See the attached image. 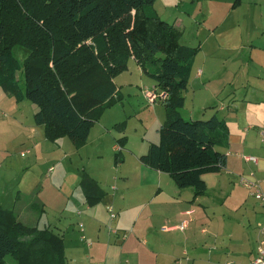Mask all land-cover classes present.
<instances>
[{
    "label": "crops",
    "instance_id": "crops-1",
    "mask_svg": "<svg viewBox=\"0 0 264 264\" xmlns=\"http://www.w3.org/2000/svg\"><path fill=\"white\" fill-rule=\"evenodd\" d=\"M170 1L174 3L175 0ZM196 2L200 6L192 13H179L174 19L166 20L180 31L181 44L197 48L191 62L181 113L187 120L207 119L213 115L221 119L227 143L216 146V149L225 154V165L219 172L203 174L206 190L203 194L194 195L190 187L179 189L168 173L143 164L139 156L148 150L151 142H158L157 130L165 120V108L157 100L153 104L155 130L151 139L144 138L138 150L140 152L129 150V154L137 160L132 171L123 167L124 158L118 166L115 165L122 192L109 196L100 178L91 173L83 172L78 178L80 193L75 188L72 195L75 196V203L87 206L84 230L76 229L77 234L72 235L69 230L53 229L62 239L63 264H178L183 261L185 264H247L255 257L259 229L264 224V207L239 179L245 176L255 180L264 194V142L260 135L264 126V0ZM157 3L155 0L153 8L160 16ZM188 20L194 22L192 28ZM128 62L136 64L134 71L141 77L143 72L135 59L130 58ZM127 71L128 68L114 78L117 86L114 96L117 99L122 98L119 95L122 88L135 92L133 88L142 83L139 80V84L134 85L137 78L130 71L133 78L128 79L125 75ZM123 76L128 81L122 80ZM116 78L121 80L122 87L116 83ZM151 86L155 87V81ZM155 89L160 91L157 87ZM4 108L12 116L0 119V136L5 129H11L14 145L23 147L19 149L22 156L25 149L35 152L38 160L55 153L54 148H58L64 136L48 139L44 126L34 121L37 109L32 110L30 118L26 100L15 101L0 87V110ZM5 114L1 112V115ZM101 122L100 119L94 122L86 142L81 146L71 141L72 152L83 150L94 128L97 125L104 128ZM115 127L120 134L116 139L125 138L123 128H119L117 123ZM140 127L145 135L148 126L142 122ZM99 136H105L104 131ZM116 145H113L114 148ZM72 152L69 151V154ZM244 156H252L256 160H246ZM53 170L52 165L47 172ZM84 175L95 180L103 192V196L92 205L87 204L80 185ZM43 192V187L35 191L32 200L43 209L40 217L47 205ZM19 197L18 193L16 200ZM30 203L28 206L33 210ZM0 206L11 210L2 204ZM109 206L116 213L115 221L109 217ZM201 207L212 210L213 216L216 212L212 208L224 209L229 215L222 213L217 216V222H206ZM23 215L21 217L16 213L22 223ZM197 219H203L200 224L206 222L205 226L197 225ZM181 224L185 225L181 228ZM123 233H126L125 237ZM204 233L209 234V242L203 237ZM81 234L86 240L80 238ZM200 244L208 245V248H199Z\"/></svg>",
    "mask_w": 264,
    "mask_h": 264
},
{
    "label": "trees",
    "instance_id": "trees-1",
    "mask_svg": "<svg viewBox=\"0 0 264 264\" xmlns=\"http://www.w3.org/2000/svg\"><path fill=\"white\" fill-rule=\"evenodd\" d=\"M154 1L0 0V87L16 101L36 104L34 121L44 126L48 139L67 136L81 146L102 109L117 99L114 78L135 59L166 94L160 99L165 120L157 130L159 140L139 160L168 173L179 189L190 187L199 195L206 190L202 175L225 165L216 146L227 143V133L215 115L183 117L197 48L180 43V31L155 12ZM16 46L28 52L23 62L14 55ZM80 185L88 205L103 196L87 175ZM30 207L43 212L36 201ZM9 254L16 264L65 262L62 239L52 228L26 225L0 206V264Z\"/></svg>",
    "mask_w": 264,
    "mask_h": 264
},
{
    "label": "rangeland",
    "instance_id": "rangeland-1",
    "mask_svg": "<svg viewBox=\"0 0 264 264\" xmlns=\"http://www.w3.org/2000/svg\"><path fill=\"white\" fill-rule=\"evenodd\" d=\"M196 1L175 0L174 3H171L170 0H166L165 3L164 0H157V9L160 12L161 18L165 20L174 19L179 13L188 14L198 9L200 4H197ZM187 23L191 28L194 26L193 21L190 22L188 20ZM13 51L19 62H23V56L28 53L27 50L18 46L14 47ZM134 65L136 64L133 62H130V64L127 62L128 71L125 74L127 78H133L129 74L132 71L137 78L133 83L134 85L139 84V80H142V85L140 84L139 87L144 85L151 89L154 81L152 82L151 78L144 73L140 77L134 71L136 67ZM20 77H23L21 73ZM127 78L123 76L122 80L128 81ZM115 80L122 87L121 80L119 78ZM139 87L137 85L133 88L135 92L123 90L122 88V94H119L122 96L121 99H116L111 105L102 107L101 115L97 120L100 119L102 121L101 125L107 129L97 125L92 131L86 146L78 152L75 150L72 152L71 147L73 146L71 145L73 144L67 136H64V140H60L58 143L59 149L55 147L56 151L54 150L55 153L52 155H47L44 158L40 157L38 160L34 154L35 152H29V149H25L22 156L20 150L23 147L14 145L11 138L12 130L5 129L2 131V136H0V205L2 204L3 207L11 209L15 214H20L21 217L22 213H24L22 220L26 225H36L39 228L47 226L59 231L69 230L72 235L74 233L77 234L76 229L79 231L78 223L84 222V216H86L87 211L86 204L75 203V196L72 195V191L75 188L80 193L77 180L80 178L81 173L87 172L98 176L101 180V185L108 191L109 196H117L118 193L122 192L121 184L118 178H116V166L121 163L119 159L124 158L126 161L123 167L132 171L134 163L137 160L129 154V150L140 152L138 150L141 148L144 138L151 139V133H154L155 129L153 128L152 117L154 106L149 103L142 89L140 90ZM14 100L16 101L15 97ZM117 102L119 104L114 105ZM26 103L30 107V109H27V113L29 112L31 118V112L32 110H36L37 106L28 100H26ZM180 111H183V109L181 108ZM1 112H5L6 114L1 115ZM9 116L11 117L12 113L8 109L4 108L0 110L1 120L7 119ZM142 122L148 126L145 135L143 129L140 127ZM115 123L123 127V134L127 138V140L124 139L121 143H119V139H116L120 134L119 129L115 127ZM102 131H104L105 136H99ZM114 144L122 146H120V152L117 153V150L115 151ZM69 151L72 154H69ZM52 165L54 170L47 172L48 168ZM42 187L44 188L43 195L47 200V205L44 206L45 212L40 217L28 205L34 198V192L42 190ZM18 193L20 197L16 200ZM121 203L123 204V201ZM108 204H104V206L106 207ZM200 209L205 214L204 219L206 222H217L218 215H222V213L228 214L224 209L219 210L217 208L216 210L212 208L216 212L213 216L212 210H204L202 207ZM79 210H81V215H77ZM116 219L117 217L111 220L115 221ZM201 221L203 219H197L196 224L205 226L206 222L200 224ZM202 235L209 242V234L204 233ZM198 247L205 249L208 248V245L203 246V244H200ZM17 262L18 260L10 254L5 256L4 264H16ZM183 263L185 264V261Z\"/></svg>",
    "mask_w": 264,
    "mask_h": 264
},
{
    "label": "built area",
    "instance_id": "built-area-1",
    "mask_svg": "<svg viewBox=\"0 0 264 264\" xmlns=\"http://www.w3.org/2000/svg\"><path fill=\"white\" fill-rule=\"evenodd\" d=\"M142 91H143V94L148 99L150 104H154L157 100H160L166 96V94L164 92L157 91L155 89V87L151 88V89L145 87L142 89ZM260 135H261L262 141L264 142V126H262L260 129ZM115 150H117V151L120 150V145L115 146ZM244 158L246 160H253V161L256 160V158L252 157V156H244ZM239 181L242 185H244L247 189H249L250 194L252 196H254L261 203V205L264 207V194H263L260 186L258 185V183L255 180H251L249 178H246L245 176H241ZM107 211L109 213L110 219H114L116 217V213L112 207H110V206L107 207ZM77 214H81L80 211H78ZM184 225L185 224H181V225H179V227L182 228ZM78 226H79V230L81 232H83V230H84L83 223L79 222ZM259 234H260V237H259V244H258L257 250H256V255L247 264H264V224L260 226ZM122 236L125 237L126 233H123ZM80 238L83 240H86L84 234H81ZM87 245L89 246L90 243H87ZM91 264H102V263L94 262ZM178 264H184V263L179 262ZM221 264H238V263L225 262V263H221Z\"/></svg>",
    "mask_w": 264,
    "mask_h": 264
}]
</instances>
